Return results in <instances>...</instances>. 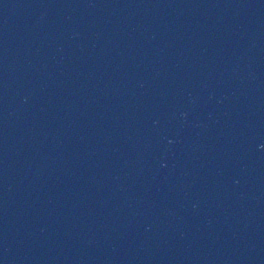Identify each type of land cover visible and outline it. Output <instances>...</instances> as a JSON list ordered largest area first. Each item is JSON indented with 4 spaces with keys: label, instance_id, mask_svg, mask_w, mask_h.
Returning a JSON list of instances; mask_svg holds the SVG:
<instances>
[{
    "label": "water",
    "instance_id": "obj_1",
    "mask_svg": "<svg viewBox=\"0 0 264 264\" xmlns=\"http://www.w3.org/2000/svg\"><path fill=\"white\" fill-rule=\"evenodd\" d=\"M0 264H264V0H0Z\"/></svg>",
    "mask_w": 264,
    "mask_h": 264
}]
</instances>
